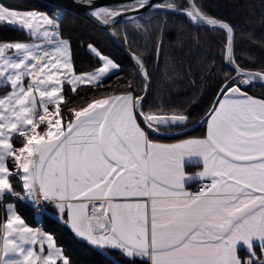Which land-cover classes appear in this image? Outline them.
Wrapping results in <instances>:
<instances>
[{
	"label": "snow or ice",
	"instance_id": "obj_1",
	"mask_svg": "<svg viewBox=\"0 0 264 264\" xmlns=\"http://www.w3.org/2000/svg\"><path fill=\"white\" fill-rule=\"evenodd\" d=\"M146 7L180 12L194 25L225 32L224 60L235 75L224 74L206 114V135L175 143L149 137L146 129H183L190 117L163 107L145 111L150 76L135 54L143 95H134L129 82L125 93L69 108L65 85L73 93L84 85L99 87L120 65L89 45L102 66L77 73L70 42L61 38L59 11L53 17L0 3V24L36 38L0 43V89H10L0 94V204L9 195L34 208L50 203L67 216L65 223L77 237L101 250H118L133 262L264 264L255 252L259 246L264 257V98L245 91L264 86V70L237 63L235 29L208 15L196 0L184 8L174 0H132L91 14L105 25L127 16L146 33L139 19L129 16ZM186 160L202 164L196 177L186 174ZM194 179L201 184L192 192L186 184ZM5 209L0 264H71L51 234L27 225L14 204ZM241 245L249 253L246 259L239 255Z\"/></svg>",
	"mask_w": 264,
	"mask_h": 264
},
{
	"label": "trees",
	"instance_id": "obj_2",
	"mask_svg": "<svg viewBox=\"0 0 264 264\" xmlns=\"http://www.w3.org/2000/svg\"><path fill=\"white\" fill-rule=\"evenodd\" d=\"M174 2L181 8L188 5L187 0ZM196 2L208 15L225 20L233 26L236 33L237 63L248 70H264V0ZM0 3L11 9L43 11L51 16L58 9L40 0H0ZM119 7L121 5L112 8ZM138 19L148 29L146 33L137 30L130 19L119 23L115 31L121 43L140 56L146 65L150 88L144 100L145 111L163 107L169 114L178 112L188 115L190 119L184 128L194 125L210 109L224 83V74L233 76L235 73L224 60L225 32L196 26L185 15L163 10L152 11ZM60 21L61 37L70 42L72 61L77 73L93 71L102 65L101 60L89 50V45L120 65V69L108 75L99 87L84 85L73 93L71 87L65 85L64 93L69 108L83 107L96 98L127 92L129 82L136 88L134 95L143 94L145 82L138 72L135 60L120 49L108 32L68 11H63ZM28 39L30 36L25 30L0 24V43ZM206 83H213L212 87L207 88ZM245 91L264 98V86L259 84L246 88ZM62 114L66 119L71 118L68 109L63 106ZM205 125L206 121L192 131L173 136L155 135L148 129L146 131L150 138L172 140L192 135L203 136L206 134ZM177 130L181 128L169 131ZM21 142L19 139L14 140L17 146ZM12 167L11 163L10 168ZM10 179L15 189L22 193L18 178L13 176ZM7 200L16 204L18 212L29 224H38L35 210L19 199L8 197ZM53 213L54 208L49 206V212L42 214L40 223L44 230L55 237L71 264H149L140 259L129 261L118 250H101L91 246L79 239ZM3 218V206L0 204V222ZM255 250L257 257H260V248L256 247ZM240 254L242 259L249 255L245 250H241Z\"/></svg>",
	"mask_w": 264,
	"mask_h": 264
},
{
	"label": "water",
	"instance_id": "obj_3",
	"mask_svg": "<svg viewBox=\"0 0 264 264\" xmlns=\"http://www.w3.org/2000/svg\"><path fill=\"white\" fill-rule=\"evenodd\" d=\"M40 1L48 3L50 5H53V6L57 7L60 10L68 11V12H71V13L77 15V16H80L83 19H85L88 22H90L91 24H93L94 26H96L97 28L108 32L111 35V37L114 40V42L120 47V49L133 59V54H135V53L132 52L131 50H129L126 46H124L121 43V41L119 40V38H118V36L116 34V31H115V28H116V26L119 23H121V22H123L125 20H128L129 18L127 16L118 17L114 23L105 25L98 18L94 17L91 14L92 12H94V11H96L98 9H101V8H112L114 6L130 4L132 2V0H40ZM163 2H165V0H151V3H153V4H155V3H163ZM187 2H188V0H187ZM156 10L157 9L152 8V7H146L144 9H141L138 13H129V16H135V17L138 18V17H141L143 15H146V14H148V13H150L152 11H156ZM163 11L181 14L180 12L167 10V9H164ZM220 20H222V19H220ZM199 27H207V26H199ZM135 56H138V55L135 54ZM138 57H140V56H138ZM227 65L232 68L231 65H229V64H227ZM246 70H248V69H246ZM234 75H235V73H234ZM149 88H150V82H149V86H148V92H149ZM148 92H147V94H148ZM143 94H144V92H143ZM218 94H219V90H218V92H217V94H216V96L214 98V101H213L212 105L216 102ZM212 105H211V107H212ZM211 107H210V109H211ZM209 110H208V112H209ZM206 114L198 122H196L194 125L189 126L187 128H184L182 130H178V131H175V132H163V133H155V132H152L150 130L149 131L151 133L155 134V135H163V136L180 135V134L192 131L193 129H195L196 127H198L202 123H204L206 121Z\"/></svg>",
	"mask_w": 264,
	"mask_h": 264
},
{
	"label": "crops",
	"instance_id": "obj_4",
	"mask_svg": "<svg viewBox=\"0 0 264 264\" xmlns=\"http://www.w3.org/2000/svg\"><path fill=\"white\" fill-rule=\"evenodd\" d=\"M62 38V37H61ZM62 39H65V38H62ZM67 40V39H66ZM12 42H23V41H12ZM7 43V42H6ZM90 50V49H89ZM91 51V50H90ZM92 52V51H91ZM93 53V52H92ZM94 54V53H93ZM95 55V54H94ZM101 63H102V61H101ZM102 66V65H101ZM118 70H116V71H114L113 73H116ZM87 72H89V71H87ZM112 73V74H113ZM110 75V74H109ZM8 90H10V89H8V88H3V89H0V94H3L4 92H6V91H8ZM122 93H125V92H119V93H114V94H111V95H115V94H122ZM249 94V93H248ZM111 95H109V96H111ZM249 95H251V94H249ZM252 96H254V95H252ZM107 97V96H106ZM255 97H257V96H255ZM257 98H260V97H257ZM71 119V118H70ZM205 127H206V131H207V123H206V125H205ZM206 135V134H205ZM205 135H203V136H205ZM203 136H195V135H192V136H186V137H182V138H178V139H172V140H161V139H154V138H151V139H153V140H155V141H157V142H161V143H175V142H177V141H179V140H183V139H188V138H202ZM12 162H11V160H9L8 161V166H9V168H10V164H11ZM202 168H203V166H202V164L199 162V161H197V160H190V161H185V172H186V174H188V175H192L193 177H196L197 176V174L200 172V171H202ZM201 181L200 180H198V179H194V180H192V181H189L187 184H186V187H187V189L188 190H190V191H192V192H195V191H197V184H199ZM8 197H11L10 195L9 196H6L5 197V200H4V203L2 204V206H3V211H4V218H3V221L6 219V216H7V213H6V209H5V204H8V203H11V204H14L15 205V207H16V204L14 203V202H12V201H8L7 199H8ZM24 204H26L28 207H30L31 209H33V210H35L36 211V213H37V221H38V224L37 225H31V224H29L22 216H21V214L18 212V210H17V207H16V211L18 212V214L26 221V223H27V225H29L30 227H32V228H39V229H41V231L42 232H44V233H48V234H51V233H49V232H47L46 230H44L43 229V227H42V225H41V223H40V220H41V218H42V214L44 213V212H46V211H48L49 212V206H52L53 208H54V213L53 214H55V216L56 217H58L64 224H66L65 223V221L67 220V216L66 215H61L59 212H58V210L52 205V204H50V203H47V202H42L39 206H38V208H34L33 206H32V204L30 203V202H28V201H22ZM67 225V224H66ZM69 227V226H68ZM70 228V227H69ZM52 235V234H51ZM53 236V235H52ZM54 237V236H53ZM55 238V237H54ZM79 238V237H78ZM79 239H81V240H83V241H85V242H87L85 239H83V238H79ZM56 240V239H55ZM57 243V242H56ZM88 244H90L89 242H87ZM58 245V244H57ZM91 245V244H90ZM59 246V245H58ZM92 246V245H91ZM59 247H61V246H59ZM94 247V246H93ZM257 247H259V246H257ZM62 248V247H61ZM96 248V247H95ZM260 248V247H259ZM62 250H63V248H62ZM103 250H106V249H103ZM241 250H245L247 253H248V251H247V249H246V247L245 246H243V245H241V246H239L238 247V252H239V255H240V257H241V254H240V252H241ZM63 252H64V250H63ZM255 252H256V250H255ZM65 254V253H64ZM249 254V253H248ZM242 258V257H241ZM260 258L261 259H264V257H261V248H260Z\"/></svg>",
	"mask_w": 264,
	"mask_h": 264
},
{
	"label": "rangeland",
	"instance_id": "obj_5",
	"mask_svg": "<svg viewBox=\"0 0 264 264\" xmlns=\"http://www.w3.org/2000/svg\"><path fill=\"white\" fill-rule=\"evenodd\" d=\"M121 6H123V5H121ZM120 8V7H119ZM112 9H115V8H112ZM13 10H16V9H13ZM18 11H25V10H18ZM29 11H36V10H29ZM57 11H59L60 13H61V15H62V13H63V10H60V9H57V10H55V12L53 13V17H55V15H56V12ZM37 12H41V13H46V12H43V11H37ZM47 14V13H46ZM49 15V14H48ZM61 15H60V17H61ZM49 16H51V15H49ZM26 31V30H25ZM29 35V34H28ZM30 36V35H29ZM34 40H36V38L35 37H31L30 36V39H28V40H25V41H23V42H28V43H31V42H33ZM3 43H6V42H3ZM95 49L99 52V50L95 47ZM100 53V52H99ZM101 54V53H100ZM103 56H105V55H103ZM106 57H108V56H106ZM108 58H110V57H108ZM111 59V58H110ZM112 60V59H111ZM114 61V60H113ZM115 62V61H114ZM116 63V62H115ZM89 72H91V71H89ZM213 84V83H212ZM212 84L210 83V84H208V83H206V85H207V88L208 87H212ZM211 89V88H210ZM214 101V100H213ZM213 103V102H212ZM182 130V129H181ZM178 131V130H177ZM168 132H175V131H168Z\"/></svg>",
	"mask_w": 264,
	"mask_h": 264
},
{
	"label": "built area",
	"instance_id": "obj_6",
	"mask_svg": "<svg viewBox=\"0 0 264 264\" xmlns=\"http://www.w3.org/2000/svg\"><path fill=\"white\" fill-rule=\"evenodd\" d=\"M200 184H201V182L199 184H197V191L199 190Z\"/></svg>",
	"mask_w": 264,
	"mask_h": 264
}]
</instances>
